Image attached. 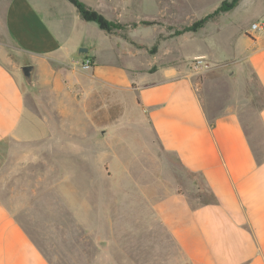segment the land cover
I'll list each match as a JSON object with an SVG mask.
<instances>
[{
    "label": "crops",
    "instance_id": "0c3cea01",
    "mask_svg": "<svg viewBox=\"0 0 264 264\" xmlns=\"http://www.w3.org/2000/svg\"><path fill=\"white\" fill-rule=\"evenodd\" d=\"M82 1L122 24L123 12H114L118 9L114 0L105 7L91 0ZM223 1L215 0L214 8L203 16ZM82 20L75 5L71 7L66 0H0V22L19 52L28 58L23 65L13 61V66L0 58V184L11 185L18 168L33 163L49 166L52 157L57 163L53 168L58 163L66 166L68 175L61 183L69 184L68 192L75 191L76 176L73 173L71 177L70 169L75 168L77 159L88 161L91 134L74 124L60 127L58 115L46 112L42 105L44 95L71 97L72 89L80 82L74 66L89 58L94 60L95 77L105 86L119 87L118 80L123 82L126 72L133 73L134 86L131 81L125 88L135 90L131 94L145 112L159 148L174 153L184 170L201 175L213 199L198 204L193 196L179 191L152 194L122 187L114 199L117 223L112 227L130 233L131 246L117 244L115 258L108 254L111 249L100 242L101 252L107 251L105 256L101 254V262L264 264V157L257 155L243 125L239 107L245 100L233 98L232 103L224 102L212 95L206 104L183 65L144 71L146 63L140 48L130 45L125 50V38L118 34L124 28L113 33L102 30L106 34L104 45L90 38L89 28L97 29ZM256 21L264 22V0H239L234 8L219 13L198 31L219 36L235 25L238 58L253 71L264 97V29L252 31L251 24ZM129 30L131 39L139 43L142 37L137 28ZM80 47L88 51H79ZM3 50L0 47V54ZM104 51L113 56L114 67L101 62ZM214 52L195 54L220 60ZM23 66L33 67L30 82ZM82 73L81 81L90 83L92 71ZM62 114L68 120L76 118L68 109ZM257 115L264 129V102L257 108ZM77 118L80 120V115ZM102 177L109 179L107 172L98 179L89 176L90 185H99ZM47 178L43 174L36 180L46 182ZM55 183L58 185L60 180ZM100 186L99 190H90L98 193L103 205L108 193ZM134 195L147 200L148 207L133 208ZM11 196L12 193L0 200V264H54L30 234L31 226H37V210L27 208L22 201L12 204ZM83 198L82 209L72 214L82 217L85 227L92 231L88 210L82 214L88 196L83 193ZM114 200L110 205L115 204ZM98 211L101 216L107 213L105 207ZM137 231L149 237L136 239Z\"/></svg>",
    "mask_w": 264,
    "mask_h": 264
},
{
    "label": "rangeland",
    "instance_id": "374dc122",
    "mask_svg": "<svg viewBox=\"0 0 264 264\" xmlns=\"http://www.w3.org/2000/svg\"><path fill=\"white\" fill-rule=\"evenodd\" d=\"M66 1L74 7L69 0ZM91 1L99 7H105L111 0ZM114 2L118 6L114 12H123L121 21L125 25L123 32L118 31V34L125 38V50L130 45L140 48L141 58L146 63L142 70L156 72L171 64L183 65L187 73L194 78L206 104L211 101L212 95L216 96L218 101L221 99L224 102L232 103L233 98L245 100L239 107L242 122L257 155L264 157V129L257 115V108L263 104L264 97L253 71L245 60L238 58L239 39L235 36L236 26H231L219 36L199 31L178 34L180 29L212 10L216 4L215 0L201 3L197 0ZM69 19L72 24L75 23L71 16ZM82 23L97 29L96 31L89 28L90 38L104 44L106 34L96 23L84 20ZM130 28H137L142 37L139 43L131 39ZM0 47L4 49L0 58L9 66H13V61L23 65V60L28 59L19 52L1 22ZM81 48L84 47H80L79 51ZM209 50H214L220 60L203 56L206 61L205 68L195 69V62L200 57L195 51ZM76 56L80 55L76 53ZM100 58L106 67H114L113 56L107 51H104ZM91 62L90 68H83L82 62H77L74 66L80 82L77 81L78 86L72 89L71 97L44 95L42 105L46 112L58 115L60 127H72L74 124L75 128L85 127L86 132L91 134L88 161L77 159L75 168L72 166L70 169L71 177L73 173L76 176L75 191L72 189L68 192L69 184L61 183L63 177L67 178L68 175L66 166L58 163V167L53 168L57 163L53 162L52 157L49 166L43 167L42 164L33 163L21 170L18 168V172L12 177L11 185L0 184V200L3 196L10 197L12 193V204L22 201L27 208L37 210V226H31L33 229L30 234L54 264H115L101 262V254L105 256L107 251L102 249L101 252L100 242H104L105 246L111 249L108 254L114 255L115 258L118 256L117 244L131 246L130 233L112 227L117 223V206L114 199L122 187L124 190L140 193L148 191L152 194L159 191H179L193 196V200L198 204L212 200L201 175L184 170L174 153L159 148V142L153 135L145 112L131 94L135 90L129 91L130 89L125 88L126 84L135 80L133 73L126 72L122 77L124 84L118 80L119 87L105 86L95 77L94 60ZM84 71H92L90 83L81 81L84 79ZM142 77L144 75L140 78ZM134 84L135 81L132 82V87ZM67 109L74 112L76 118L66 119L62 111ZM79 115L80 120L77 118ZM83 137L77 136V139ZM105 172L109 179L105 181L102 177L99 185L94 183L91 187L88 177L98 179ZM43 174L48 177L46 182H37L38 176ZM57 180H60L58 185L55 183ZM99 186L108 193L103 205L98 193L92 191L99 190ZM83 193L88 196V201L82 214L84 210H88L87 220L92 231L85 227L82 217L72 214L74 210L82 209ZM135 196L133 208L143 210L148 207L145 202L147 200H143L141 196L137 199ZM113 200L115 204L110 205ZM104 207L107 213L101 216L98 209ZM127 223L130 224L129 221ZM97 228L102 231L96 230ZM135 235L136 239L141 240L149 237V234L147 236V233L138 231Z\"/></svg>",
    "mask_w": 264,
    "mask_h": 264
},
{
    "label": "trees",
    "instance_id": "16d2710c",
    "mask_svg": "<svg viewBox=\"0 0 264 264\" xmlns=\"http://www.w3.org/2000/svg\"><path fill=\"white\" fill-rule=\"evenodd\" d=\"M75 7L77 8L78 12L80 13L81 17L85 21L94 22L98 25V27L108 33H113L116 30L125 28V25L121 23H117L108 19L104 16L101 12L89 7L85 2L82 0H69ZM239 0H225L221 3V5L216 8L214 11L208 13L207 15L195 20L192 24L183 27L178 31V34H182L185 32H196L201 29L209 20L217 16L221 12H225L231 10L238 4ZM30 69V75L33 73V67L28 66ZM213 200V199H212ZM212 200L208 201L211 202Z\"/></svg>",
    "mask_w": 264,
    "mask_h": 264
},
{
    "label": "built area",
    "instance_id": "2783aa9c",
    "mask_svg": "<svg viewBox=\"0 0 264 264\" xmlns=\"http://www.w3.org/2000/svg\"><path fill=\"white\" fill-rule=\"evenodd\" d=\"M264 29V22L263 21H256L251 24V30L252 31H259ZM92 65L91 59H86L85 61L82 62V67L83 68H90ZM206 66V61L204 60L203 56H200L197 61L195 62V69H203Z\"/></svg>",
    "mask_w": 264,
    "mask_h": 264
},
{
    "label": "water",
    "instance_id": "95a60500",
    "mask_svg": "<svg viewBox=\"0 0 264 264\" xmlns=\"http://www.w3.org/2000/svg\"><path fill=\"white\" fill-rule=\"evenodd\" d=\"M81 51H88V49L87 48H81L80 49ZM22 70H23V72H24V75H25V77H26V79H27V81H31V75H30V69H28V66H23L22 67Z\"/></svg>",
    "mask_w": 264,
    "mask_h": 264
}]
</instances>
